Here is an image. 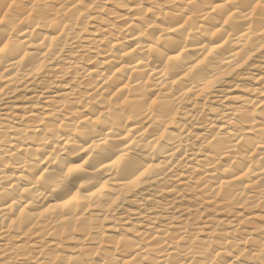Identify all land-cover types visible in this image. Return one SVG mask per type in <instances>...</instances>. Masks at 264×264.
Masks as SVG:
<instances>
[{"label":"bare ground","instance_id":"obj_1","mask_svg":"<svg viewBox=\"0 0 264 264\" xmlns=\"http://www.w3.org/2000/svg\"><path fill=\"white\" fill-rule=\"evenodd\" d=\"M0 264H264V0H0Z\"/></svg>","mask_w":264,"mask_h":264}]
</instances>
